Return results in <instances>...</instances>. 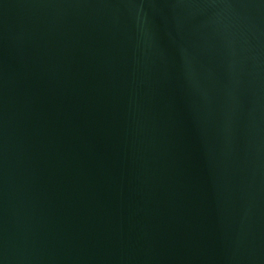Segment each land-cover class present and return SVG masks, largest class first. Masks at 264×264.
Here are the masks:
<instances>
[{"label":"water","instance_id":"water-1","mask_svg":"<svg viewBox=\"0 0 264 264\" xmlns=\"http://www.w3.org/2000/svg\"><path fill=\"white\" fill-rule=\"evenodd\" d=\"M0 264H264V0H0Z\"/></svg>","mask_w":264,"mask_h":264}]
</instances>
